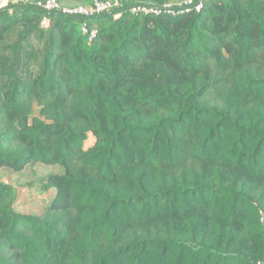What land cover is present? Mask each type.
I'll list each match as a JSON object with an SVG mask.
<instances>
[{"label": "trees", "instance_id": "16d2710c", "mask_svg": "<svg viewBox=\"0 0 264 264\" xmlns=\"http://www.w3.org/2000/svg\"><path fill=\"white\" fill-rule=\"evenodd\" d=\"M28 1L0 10V169L64 171L39 215L0 181V264H264V0Z\"/></svg>", "mask_w": 264, "mask_h": 264}, {"label": "rangeland", "instance_id": "374dc122", "mask_svg": "<svg viewBox=\"0 0 264 264\" xmlns=\"http://www.w3.org/2000/svg\"><path fill=\"white\" fill-rule=\"evenodd\" d=\"M190 1L168 0L164 6L182 7ZM63 171L61 166L41 163L30 164L19 171L3 168L0 169V181L17 189L19 194L17 211L29 215H39L44 211V207L51 202L55 190L45 191L38 180L49 174L62 173Z\"/></svg>", "mask_w": 264, "mask_h": 264}, {"label": "built area", "instance_id": "2783aa9c", "mask_svg": "<svg viewBox=\"0 0 264 264\" xmlns=\"http://www.w3.org/2000/svg\"><path fill=\"white\" fill-rule=\"evenodd\" d=\"M196 0H191L187 5L180 7L181 12L188 11L190 6L195 2ZM28 0H0V10L1 9H8L9 13L12 14L13 5H21L28 3ZM203 5V1L199 0L198 4L194 7L196 12H200ZM36 6L40 9H42L45 12H58L62 15L66 16H73V17H81V18H89L93 17L95 15L99 14H105L112 10L119 9L121 7V3L118 0H95L90 6H78V7H65L62 4H60L57 0H45V1H39L36 3ZM185 7V8H183ZM168 13L170 15H174L176 13V10L173 9V7L170 6H163L161 8H147V7H134L132 9V13L134 14H153L155 16H159L163 13ZM122 15L121 13H116L115 19L120 18ZM51 20L48 17H43L40 21V26L44 29H48L51 26ZM81 30L84 33V35H88V41L91 42L94 36L97 34L96 29L89 30V27L86 23H83L81 26Z\"/></svg>", "mask_w": 264, "mask_h": 264}]
</instances>
